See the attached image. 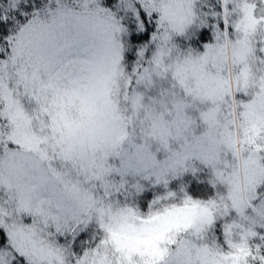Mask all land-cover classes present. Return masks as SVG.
<instances>
[{"label":"snow or ice","instance_id":"6c2138e0","mask_svg":"<svg viewBox=\"0 0 264 264\" xmlns=\"http://www.w3.org/2000/svg\"><path fill=\"white\" fill-rule=\"evenodd\" d=\"M0 264H264V0H0Z\"/></svg>","mask_w":264,"mask_h":264}]
</instances>
